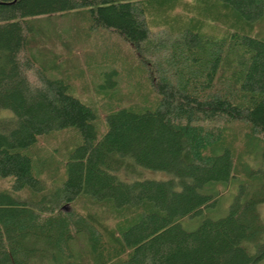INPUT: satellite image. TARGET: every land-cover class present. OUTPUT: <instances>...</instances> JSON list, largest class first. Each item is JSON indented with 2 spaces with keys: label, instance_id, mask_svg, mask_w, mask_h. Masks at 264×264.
Masks as SVG:
<instances>
[{
  "label": "trees",
  "instance_id": "16d2710c",
  "mask_svg": "<svg viewBox=\"0 0 264 264\" xmlns=\"http://www.w3.org/2000/svg\"><path fill=\"white\" fill-rule=\"evenodd\" d=\"M179 3L0 0V264L264 258V40L251 35L264 0H195L185 15L172 12ZM70 14L85 24L75 33L119 38L134 64L115 52L92 55L84 72L58 61L51 37L68 50V30L46 22ZM121 74L133 86L125 96ZM230 179L239 190L227 214L183 231L176 221L212 205V187Z\"/></svg>",
  "mask_w": 264,
  "mask_h": 264
},
{
  "label": "rangeland",
  "instance_id": "374dc122",
  "mask_svg": "<svg viewBox=\"0 0 264 264\" xmlns=\"http://www.w3.org/2000/svg\"><path fill=\"white\" fill-rule=\"evenodd\" d=\"M195 0H180V3L173 9L172 12L175 14H183L189 13L188 12V5H191ZM43 18V17H42ZM41 20V19H40ZM39 20V21H40ZM44 20V18H43ZM48 25H52V30H54L55 34H59L64 30H68L67 36L64 34L63 36V41H65L64 47H68V50L63 51V49L58 48V42L55 37H51V40L53 41V45L55 49L57 50L56 54L58 56V61L64 62V63H70L71 65H75L77 69H81L84 72V67L85 64L88 63L89 57H92V55L95 56L94 62L98 61L103 55H108L109 53L112 54L111 52H115L114 55H118L119 57H123L126 59V61L129 64H134L132 56L130 52H127L126 49V44L120 40L119 38L112 36L107 33H95L93 36H90L89 39H85L83 37V33L79 32H74L75 27L77 29H80L81 27H84L85 24L82 20H76L73 19L71 14L70 16L66 18H59L56 15H53L48 18V21L46 22ZM44 24V23H42ZM51 28V27H49ZM82 29V28H81ZM73 30V32H71ZM206 32V30H204ZM71 33V35H70ZM252 36L259 37L260 39L264 40V21L262 24H256L253 27V30L251 31ZM77 40L78 42H84L83 44L80 45H74V40ZM56 41V43H55ZM80 46V47H79ZM125 80V77L121 74L119 77V81L121 84L116 87V92L118 91L120 95L125 96L127 95V91L129 89L132 90L133 86H129L128 84H125L123 81ZM144 90L146 91V84H143ZM81 85L77 86V89L80 88ZM110 87H106V89H109ZM103 88H101L102 90ZM87 94L91 95V99H96L90 91L88 90L85 91ZM235 135V138H233V146L234 149L237 151H240L241 148L243 147L241 141V131L237 130L235 128H232L231 133ZM238 131V132H237ZM236 132V133H235ZM49 148H54L59 146L56 143H52L49 145ZM59 148V147H58ZM61 154V149L59 152L55 154L57 156V159H59V156L57 154ZM241 159L243 162H245L248 166H256L259 162L260 159H258V155L256 156L255 154H245L241 156ZM140 178L143 179H150V180H165L168 176L164 172H158V171H147V170H141L139 171ZM120 177L126 179V180H133L136 179L135 174H125V173H120ZM214 187V188H213ZM212 187V191L214 189V194H215V201L213 202L212 205L207 206L205 208H202L199 213L192 217H183L178 219L176 222L179 224L181 229L186 232H191L197 228V226L204 220H217L222 217H224L227 214L228 207L230 206L231 202L233 201L234 197L237 195L238 190H239V183L238 180L236 179H230L227 183H219L215 186ZM208 189L211 191V187H203L199 191L201 193H207ZM66 206L62 207L61 209L65 210ZM257 212L260 217L261 224L264 227V202L259 204L257 206ZM246 252L248 254H252L253 252V246L251 244L244 245ZM257 264H264V258L261 259Z\"/></svg>",
  "mask_w": 264,
  "mask_h": 264
}]
</instances>
